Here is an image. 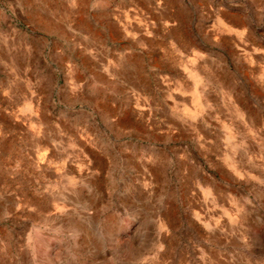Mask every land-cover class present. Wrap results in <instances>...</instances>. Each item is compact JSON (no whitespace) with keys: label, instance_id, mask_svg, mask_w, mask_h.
Masks as SVG:
<instances>
[{"label":"rangeland","instance_id":"374dc122","mask_svg":"<svg viewBox=\"0 0 264 264\" xmlns=\"http://www.w3.org/2000/svg\"><path fill=\"white\" fill-rule=\"evenodd\" d=\"M0 264H264V0H0Z\"/></svg>","mask_w":264,"mask_h":264}]
</instances>
